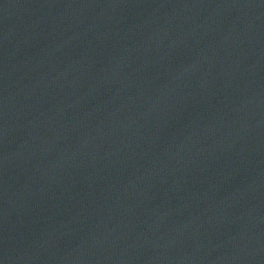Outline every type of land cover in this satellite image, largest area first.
<instances>
[{
  "label": "water",
  "instance_id": "obj_1",
  "mask_svg": "<svg viewBox=\"0 0 264 264\" xmlns=\"http://www.w3.org/2000/svg\"><path fill=\"white\" fill-rule=\"evenodd\" d=\"M0 264H264V0H0Z\"/></svg>",
  "mask_w": 264,
  "mask_h": 264
}]
</instances>
